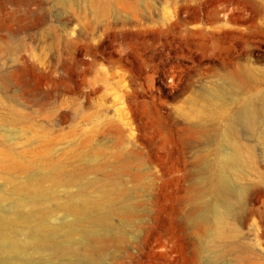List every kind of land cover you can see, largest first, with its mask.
I'll use <instances>...</instances> for the list:
<instances>
[{"label": "rangeland", "instance_id": "rangeland-1", "mask_svg": "<svg viewBox=\"0 0 264 264\" xmlns=\"http://www.w3.org/2000/svg\"><path fill=\"white\" fill-rule=\"evenodd\" d=\"M230 70L264 85V0H0V214L54 227L40 247L11 229L0 264H264V115L239 126L252 160L221 172L229 197L193 189L217 180L235 106L197 96Z\"/></svg>", "mask_w": 264, "mask_h": 264}, {"label": "bare ground", "instance_id": "bare-ground-1", "mask_svg": "<svg viewBox=\"0 0 264 264\" xmlns=\"http://www.w3.org/2000/svg\"><path fill=\"white\" fill-rule=\"evenodd\" d=\"M252 79V74L247 71L239 72V70H230L228 72V80L224 85L214 87L206 94L199 93V96H197L207 104L225 102L229 99L235 106L230 111H224L227 113L223 123L222 139L228 147L222 150L221 154L213 162V166L211 165L212 169L210 168L220 173L217 180L215 182L212 179L202 180L197 188L193 189L210 192L219 196L227 195L228 198L229 195L227 193L229 187L226 179L221 175V172L226 169H234L238 165H250L252 160L251 146L244 142L239 132V126L243 125L244 128L254 129L260 117L263 118L264 115V85L253 83L254 85L252 86L250 84L254 81ZM206 192H204V194ZM49 195L50 194L45 192H35L26 196L22 202L18 203V206L14 207L17 209L21 206L22 209V207L27 206L31 209L33 204H35V200H44ZM223 196H221V198ZM5 199V195L0 194V203ZM197 201L199 202V200ZM63 206L71 210L76 209V205L73 203H65ZM229 214V211H217L213 215L211 229L215 237H220L225 231H228ZM47 215L48 214L42 210L38 215L32 213L30 210H28L27 214H21L16 211H11L8 214H0V242L9 241L12 251L20 250L22 247L17 240L11 236V229L27 226L34 234L27 244L40 247L47 239L45 233L54 230V227L47 225L45 222ZM72 227L74 226L68 227L67 234L73 231ZM74 231H76V229ZM74 231L72 233H74ZM84 231L85 230H81V232ZM91 236L90 240L81 241L77 247L81 254L88 257H93L95 253H99V251L104 248L103 236L94 233H92ZM111 236L114 235L111 234ZM52 249L55 253H61L62 255L65 253H73L74 250H77L76 248L58 243H55Z\"/></svg>", "mask_w": 264, "mask_h": 264}]
</instances>
